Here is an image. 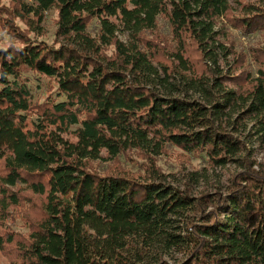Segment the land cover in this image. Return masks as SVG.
Instances as JSON below:
<instances>
[{
  "label": "trees",
  "instance_id": "trees-1",
  "mask_svg": "<svg viewBox=\"0 0 264 264\" xmlns=\"http://www.w3.org/2000/svg\"><path fill=\"white\" fill-rule=\"evenodd\" d=\"M232 1L0 0V28L12 37L0 46V253L10 264H138L152 257L150 264H264V173L251 162L220 199L192 197L153 166L146 177L93 166L104 154L115 159L138 149L152 156L166 145L204 153L213 164L246 149L218 125L219 112L241 99L264 123V70L247 93L239 91V75L217 78L223 102L213 107L179 93L182 85L207 89L205 74L192 73L187 45L196 44L206 63L216 61L214 28ZM235 1L243 10L235 18L240 29H264V5ZM53 7L58 26L49 43L31 32L43 34ZM161 15L172 25L171 46L146 33ZM27 73L56 88L35 99ZM204 201L216 209L206 213ZM192 206L202 212L200 222H187L184 234L171 231L174 216ZM18 220L27 232L14 228ZM175 248L182 259L166 257Z\"/></svg>",
  "mask_w": 264,
  "mask_h": 264
},
{
  "label": "rangeland",
  "instance_id": "rangeland-1",
  "mask_svg": "<svg viewBox=\"0 0 264 264\" xmlns=\"http://www.w3.org/2000/svg\"><path fill=\"white\" fill-rule=\"evenodd\" d=\"M2 1L9 3L10 0ZM245 1L264 5V0ZM231 3L232 8L228 11L229 13L227 12L228 17L227 14L218 17L214 28L217 31L215 34L217 45L213 46L217 52L216 61L210 60L206 63L202 59V54L196 44L189 42L187 45L188 56L193 69L192 73L196 75L205 74L208 84L206 85L207 89H200V91L182 85L180 88H186V90H179V93L199 99L209 107H213L217 100L223 99L218 86L220 81H216L217 78L229 73L239 75L237 77L240 86L239 91L247 93V88L260 75L259 70H264V64L261 65L258 62V60H264V29L252 32H244L240 29L235 23V18L242 15L243 10L238 1L233 0ZM57 17L58 10L55 7L47 10L42 22L43 34L37 36L35 32H31V35L45 39L49 43H55V32L58 26ZM17 23L22 28H26V25L19 19ZM98 27L99 21L94 19L89 25V30L95 34ZM146 33L152 38H155L159 33L161 42L168 43V46L175 43L172 25L164 15L159 17L158 26L146 30ZM120 35L123 38L127 37V33L124 31H120ZM11 39L10 34L0 28V46L7 44ZM107 52L111 54L113 46H109ZM168 59L166 54L164 60L167 61ZM27 74L30 76L29 86L37 100L43 101L51 89L56 88V83L47 77L32 73ZM232 84L227 83L229 87H238V85ZM248 110L249 104L240 99L233 105L221 110L222 113L219 112L218 125L241 138L246 146L245 150H240L233 156L232 160L225 164L210 163L209 157L204 153H188L178 146L166 145L160 154L152 156L138 149L128 150L115 159H110L107 154H104V158L95 160L93 166L101 173L125 171L134 176L141 174L145 177L148 170L153 166L165 175L166 184L181 191H187L192 197L199 198L210 194L220 199L231 189L235 180L239 181L237 176L246 169L247 163L251 162L256 170L264 173V123ZM152 162L153 165H151ZM203 207L206 213L216 209L215 205L205 203V201ZM201 216L202 212L194 206L184 209L174 216L173 224L175 227L171 231L184 234L187 222L199 223ZM13 226L18 231L27 232V228L24 227L21 220H18ZM182 252L183 249L175 248L167 253L166 257L170 260H180L184 256ZM152 259L153 257L140 260L138 264H150ZM0 263L10 264L9 260L1 253Z\"/></svg>",
  "mask_w": 264,
  "mask_h": 264
}]
</instances>
